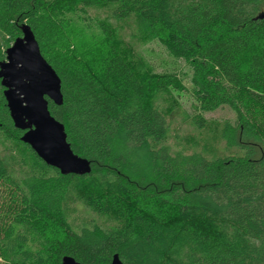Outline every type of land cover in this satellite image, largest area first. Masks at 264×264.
Listing matches in <instances>:
<instances>
[{"label": "trees", "instance_id": "obj_1", "mask_svg": "<svg viewBox=\"0 0 264 264\" xmlns=\"http://www.w3.org/2000/svg\"><path fill=\"white\" fill-rule=\"evenodd\" d=\"M100 7L106 17L91 14ZM262 12L264 0H0V60L29 25L61 80L63 102L48 108L91 165L78 175L46 164L20 140L0 86V143L22 147L0 157V264H111L114 253L123 264H264ZM127 21L137 41L188 65L197 110L234 111L218 136L192 116L197 133L212 132L199 151L167 145L160 98L181 80L135 62Z\"/></svg>", "mask_w": 264, "mask_h": 264}, {"label": "water", "instance_id": "obj_2", "mask_svg": "<svg viewBox=\"0 0 264 264\" xmlns=\"http://www.w3.org/2000/svg\"><path fill=\"white\" fill-rule=\"evenodd\" d=\"M258 17L264 18V12ZM21 30L22 35L6 48L5 59L0 61L3 96L14 127L23 131L20 140L62 174L88 173L90 160L73 152L64 124L48 108L49 100L56 105L63 102L60 77L41 54L30 26L23 24ZM61 264L81 263L64 255ZM111 264H123L117 253Z\"/></svg>", "mask_w": 264, "mask_h": 264}, {"label": "rangeland", "instance_id": "obj_3", "mask_svg": "<svg viewBox=\"0 0 264 264\" xmlns=\"http://www.w3.org/2000/svg\"><path fill=\"white\" fill-rule=\"evenodd\" d=\"M90 12L93 15L97 13V16L99 18L107 16V12L103 8L98 10L91 9ZM73 20L78 23L75 19ZM121 24L122 25L120 28V34L122 35L124 41L128 43V45L131 47V49L133 47L134 54H132V56L135 59L136 63L142 64L144 66L143 70L153 72L155 74L173 72L177 74V77L181 80V82L179 83L181 89L170 88V91L164 93L160 98L161 102L166 106L168 105L167 108L169 109L168 119L170 120L171 136L167 140V145H169L170 148L173 149V151H182L185 153H191V151H193L194 149H197L196 151H199L202 139H206L207 135L211 136L212 132L208 127L207 129H202L199 133H197L195 127L191 125L192 116L197 113L201 114V116H203V118L207 121L208 125L214 129L213 134L215 136H218L220 126L224 121H229L230 123L233 122L235 116L234 111L230 109L227 105L219 106L216 109L209 111L197 110L195 107L196 100L192 91L193 85L189 81L191 71L188 69V65L182 60H174V58L169 55L165 47L160 45L157 41H151L146 43L137 41L138 31L136 30L134 24L131 21L123 22ZM94 30L95 29L92 27L86 28V32L90 33V36H92L93 38L98 36L96 30ZM89 37L84 38L88 40ZM12 43L13 41H11L6 47L2 49L4 56L1 60L5 59V50ZM1 87L3 89V86ZM185 112L189 113L188 117L184 116ZM206 131H208L207 134H205ZM232 133L235 138L237 137V135L242 133L244 134L243 136L246 141H254L251 135H246L247 133H243L239 129H233ZM184 136L188 137L187 140L182 139V137ZM193 137H195V139L199 141V148L198 146L196 147L193 145L192 149H190L189 145L191 144V140L193 139ZM180 138L181 140L178 141ZM222 147L223 142L221 141L218 145H216L215 151L217 153H220L222 151ZM21 149V145L17 143L6 141L1 142L0 157L4 158V160H7L12 153H18ZM76 207L78 208L77 215L81 216V206L77 205ZM32 242V246L35 247V242Z\"/></svg>", "mask_w": 264, "mask_h": 264}]
</instances>
